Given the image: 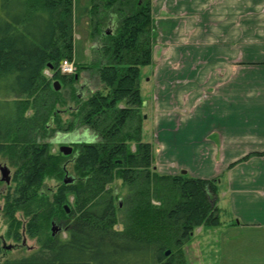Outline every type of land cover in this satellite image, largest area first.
Instances as JSON below:
<instances>
[{
	"label": "trees",
	"instance_id": "1",
	"mask_svg": "<svg viewBox=\"0 0 264 264\" xmlns=\"http://www.w3.org/2000/svg\"><path fill=\"white\" fill-rule=\"evenodd\" d=\"M72 16L73 0H0V157L17 160L2 212L12 239L21 238L14 215L21 210L25 234L38 242L34 251L0 264H188L185 246L194 229L220 224L217 179L158 174L153 145L141 139L140 67L153 57L151 0H90V38L101 41L105 62L98 76L106 90L73 111L92 134L73 144L79 178H67L52 201L42 200L49 209H34L44 176L64 171L63 155L41 139L56 129L76 130L73 119L62 127L53 107L63 99L42 73L49 67L64 78L85 67L75 63L69 76L58 71L61 60L73 59ZM31 106L33 114L25 115ZM115 177L127 187L120 206L108 188ZM69 195L74 208L66 215ZM47 211L67 218L66 237L40 236ZM2 248L0 238V256Z\"/></svg>",
	"mask_w": 264,
	"mask_h": 264
},
{
	"label": "crops",
	"instance_id": "2",
	"mask_svg": "<svg viewBox=\"0 0 264 264\" xmlns=\"http://www.w3.org/2000/svg\"><path fill=\"white\" fill-rule=\"evenodd\" d=\"M203 6L200 0H152L154 33L178 44V52L165 54L175 60L172 71L163 67L161 76L177 73L181 96L201 83L217 86L199 109L196 94L187 100L192 114L181 126L167 122L169 133L159 125L157 142L167 149L160 144L157 155L183 164L190 176H218L220 224L201 226L192 238L220 252L221 264H264V0H219L218 11ZM185 76L189 89L179 85Z\"/></svg>",
	"mask_w": 264,
	"mask_h": 264
},
{
	"label": "rangeland",
	"instance_id": "3",
	"mask_svg": "<svg viewBox=\"0 0 264 264\" xmlns=\"http://www.w3.org/2000/svg\"><path fill=\"white\" fill-rule=\"evenodd\" d=\"M201 3L204 5L205 10H213L218 11V3L219 0H200ZM211 3L212 8L207 5V3ZM250 2V1H249ZM89 8H90V0H73V16H72V42H73V61L74 63L81 64L85 66L82 69H75L76 74L70 77H60V75H53L54 71L51 68L46 67L43 69L42 73L46 81L50 84L53 88V82L58 81L60 84L58 92V97L63 99L62 103H58L53 107V111H58V120L61 122V125H65L69 121L73 119L75 124L73 125L76 128L75 131H65L64 129H56L49 133L46 138L41 139V141H46L49 146V151L51 153L57 154L61 153L59 148L61 145H67L72 148V152L68 155H63V160L60 168H63V172L55 173V174H48L45 175L42 181V185L38 191V196L32 201L35 210H38L41 207H45L49 209L48 206H43L42 200L52 201V195L56 190L57 186L66 181L67 178L78 179L79 176L77 171L74 168V159L78 154L79 148L75 145L70 144V141H89L91 140V132L88 130L87 127L82 123H77V119L74 118L73 111L77 106V102H83L86 100L92 93L96 90L105 91L106 88L100 82L98 76V70L101 68L102 64L105 62L101 52L99 51V47L101 45L100 40H92L90 38V19H89ZM151 11H152V0H151ZM153 15V14H152ZM193 13H188V17H191ZM200 14H198L199 16ZM153 20V16H152ZM156 17L154 16L153 27L154 30L156 29ZM116 24V23H115ZM116 25L111 24L108 25L106 28L108 32L113 30ZM152 32L153 42H152V63L147 66L140 67V90H141V97L143 99V104L139 107L138 115L141 120V135L143 141L151 142L153 145L154 155H153V166L156 169L158 174H180L185 171L184 174L190 175L188 173V168L186 166L179 165L172 163V159L169 156L165 162H163L157 155V151L162 145V148H166V142L164 143L157 142L156 135L161 133V126L162 123H165L164 126L169 130L170 133V125L167 122H171L174 120L176 125L181 126V119L185 116L192 114V107L188 106L187 100L196 94L194 101V106H202L205 102V99H209L211 95L217 93L216 89L217 86L215 83L212 84H204L201 83L199 86H195V91L190 95L189 93H185V95L181 96L180 91L177 84L180 82L177 73L173 75H164L161 76L160 72L165 70L164 68L167 67L168 71H172L170 69V65L173 64L171 56L165 58V54L168 55L170 52H178L176 47L178 44L172 43L167 40L164 35H162L158 30L156 31L157 34ZM154 33V34H153ZM174 44V45H173ZM164 57V58H163ZM182 62V61H181ZM176 66V65H175ZM164 67V68H163ZM173 67V66H172ZM177 68V66H176ZM179 69V68H177ZM58 71L60 73V69L58 66ZM158 75H157V74ZM63 75V74H62ZM160 75V76H159ZM69 76V75H68ZM160 78V80H159ZM188 79V77L185 76ZM164 79L161 83H158ZM166 79V80H165ZM172 79L175 82L172 81ZM182 80V78H181ZM177 83V84H176ZM189 79L187 81H181L179 84L180 86L188 84ZM158 84V86H157ZM211 88H208V86ZM177 88L176 90H174ZM185 88L189 89L190 85L188 84ZM179 90V91H178ZM183 93V91H181ZM186 92V90H185ZM38 95V94H37ZM35 95V96H37ZM180 95V97H179ZM31 96V95H30ZM35 96H31V99L35 98ZM184 99V100H183ZM78 100V101H77ZM182 103V104H181ZM118 105L122 106L121 102ZM192 105V106H193ZM32 106L29 107L25 115L30 116L32 115ZM201 110V109H200ZM52 129L56 126L52 124ZM88 134H86L87 132ZM34 134V133H33ZM35 135V134H34ZM161 135V134H160ZM163 137V136H161ZM161 144V145H160ZM129 147L132 149L134 148V144H129ZM161 149V148H160ZM167 149V148H166ZM159 158V159H158ZM204 160V156H201L200 163L202 164ZM17 160H10L7 155H3L0 157V238L2 241V254L0 256V263L3 259L8 257H16L28 254L35 249L38 248V242L36 238H29L24 232V225L26 218L21 212V210L15 212V217L20 220V240L12 239L7 233V223L6 219L3 216L2 208L4 204V195L8 191L9 186H14L15 183L12 182V174L16 167ZM1 169L7 170L10 181L7 183L1 174ZM80 172V171H79ZM218 178V176L213 177ZM68 181V180H67ZM109 191L111 194L116 198L115 204L119 205L122 202L126 194L127 187L122 182L121 179L115 177L112 182L108 185ZM41 199V201H40ZM119 200V202H118ZM157 203L156 201H153ZM67 207L65 209V214L69 215L71 209L74 208L73 205V197L72 195L68 196V201L64 203L63 206ZM45 211H41L43 213ZM67 225L68 220L65 216H51L47 211L45 216L42 215L41 217V237H44L48 234H58L61 237L67 236ZM208 225H204L207 227ZM201 227V226H199ZM194 229V233L196 232L197 228ZM52 228H54V233H52ZM116 229H121L122 226L120 224L115 225ZM193 233V234H194ZM196 234V233H195ZM193 237V236H192ZM195 239V238H194ZM191 240L185 246L187 250L189 247L190 251H186L187 262L188 264H221V253L220 252H210L204 249L203 247V239L200 238L198 240ZM194 240V241H193ZM201 241V242H200ZM198 243V244H197ZM194 245V247H193ZM198 245V246H197Z\"/></svg>",
	"mask_w": 264,
	"mask_h": 264
},
{
	"label": "water",
	"instance_id": "4",
	"mask_svg": "<svg viewBox=\"0 0 264 264\" xmlns=\"http://www.w3.org/2000/svg\"><path fill=\"white\" fill-rule=\"evenodd\" d=\"M53 87H54V90H58L59 89L60 84H59V82L57 80L53 82ZM59 151L62 154H64V155H68V154H70L72 152V148L70 146H67V145H61L60 148H59ZM182 172L185 173V171H182ZM1 174H2V177L4 178V180L8 183L10 181V177H9V175H7L8 171L4 170V169H1ZM68 179H66V181ZM64 208L66 209V211H68L66 205L64 206ZM52 233H54V228H52ZM169 252L170 251L168 250L166 253L168 254Z\"/></svg>",
	"mask_w": 264,
	"mask_h": 264
},
{
	"label": "built area",
	"instance_id": "5",
	"mask_svg": "<svg viewBox=\"0 0 264 264\" xmlns=\"http://www.w3.org/2000/svg\"><path fill=\"white\" fill-rule=\"evenodd\" d=\"M60 73L63 75H71L75 73V63L69 59H63L59 63Z\"/></svg>",
	"mask_w": 264,
	"mask_h": 264
},
{
	"label": "flooded vegetation",
	"instance_id": "6",
	"mask_svg": "<svg viewBox=\"0 0 264 264\" xmlns=\"http://www.w3.org/2000/svg\"><path fill=\"white\" fill-rule=\"evenodd\" d=\"M78 141H79V140H78ZM78 141H75V140L73 141V140H72V141H70L69 143H70V144H74V143H76V142H78ZM8 183H9V182H8Z\"/></svg>",
	"mask_w": 264,
	"mask_h": 264
}]
</instances>
